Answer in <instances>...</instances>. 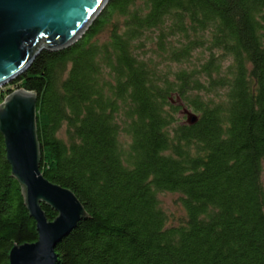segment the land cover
Returning <instances> with one entry per match:
<instances>
[{
  "label": "trees",
  "instance_id": "trees-1",
  "mask_svg": "<svg viewBox=\"0 0 264 264\" xmlns=\"http://www.w3.org/2000/svg\"><path fill=\"white\" fill-rule=\"evenodd\" d=\"M15 91L37 99L41 175L89 217L57 264H264V0H109L0 106ZM36 241L0 135V264Z\"/></svg>",
  "mask_w": 264,
  "mask_h": 264
},
{
  "label": "water",
  "instance_id": "water-1",
  "mask_svg": "<svg viewBox=\"0 0 264 264\" xmlns=\"http://www.w3.org/2000/svg\"><path fill=\"white\" fill-rule=\"evenodd\" d=\"M109 0H0V90L20 77L42 52L74 45ZM34 94L15 91L0 106V135L11 177L18 183L24 206L35 223L37 241L17 247L9 264H57L55 248L89 218L68 190L46 181L40 173ZM187 116V124L196 118ZM41 206L56 214L47 221Z\"/></svg>",
  "mask_w": 264,
  "mask_h": 264
},
{
  "label": "rangeland",
  "instance_id": "rangeland-1",
  "mask_svg": "<svg viewBox=\"0 0 264 264\" xmlns=\"http://www.w3.org/2000/svg\"><path fill=\"white\" fill-rule=\"evenodd\" d=\"M106 40H107L106 33L100 35V37H99L100 44L106 42ZM200 56H201V53H196L193 57L192 62L194 63L195 60L200 59ZM164 68L170 69L171 71L174 72V71H177L179 68H185V67L176 66V65H169L167 67L163 66L162 69H164ZM186 113L189 114L188 112H186ZM184 116H185V114H184ZM182 123L186 124L187 121L183 120ZM59 138H61V139L63 138V133L60 134ZM261 185H262V188L264 190V165L262 166V172H261ZM158 200L160 202L162 210L165 212L166 215H168L170 217L171 220L172 219L174 220V219L181 217V211H180V208L178 206V196L171 195V194H163V195L158 196Z\"/></svg>",
  "mask_w": 264,
  "mask_h": 264
}]
</instances>
